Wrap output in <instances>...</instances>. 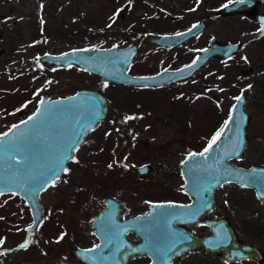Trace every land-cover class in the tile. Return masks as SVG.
Segmentation results:
<instances>
[{"label": "rangeland", "instance_id": "rangeland-1", "mask_svg": "<svg viewBox=\"0 0 264 264\" xmlns=\"http://www.w3.org/2000/svg\"><path fill=\"white\" fill-rule=\"evenodd\" d=\"M226 1L0 0V132L30 113L42 94L63 96L78 87L100 85L108 101L106 115L86 133L67 162L68 171L40 191L41 217L32 233L26 231L31 217L24 201L13 193L0 194V264H73L76 259L70 249L96 241L88 222L105 195L123 204L124 216L145 210L155 200L187 201L180 160L212 140L239 90L246 93L244 108L249 118L242 155L232 161L264 165V33L246 42L245 61L238 56L230 62L210 61L187 79L157 87L102 81L74 65L37 60L44 51L134 41L138 52L128 72L174 67L188 61L211 34L234 39L235 32L227 25L237 18L217 16V8ZM125 2L128 6L121 11ZM154 6L161 13L151 18ZM261 16L264 0H257L242 20L243 29L252 31L250 36L262 30L257 21ZM196 20H204L206 27L186 45L158 47L147 40L149 35L177 30ZM211 82L215 87L206 88ZM117 130L128 135V144L116 163ZM141 163L153 167L148 175L139 176L133 170ZM207 211L214 217L226 216L243 240L264 250V200L257 199L252 188L221 184ZM190 227L207 231L199 223ZM253 261H224L191 250L167 264H264V260ZM128 264H149V260L134 255Z\"/></svg>", "mask_w": 264, "mask_h": 264}, {"label": "water", "instance_id": "water-1", "mask_svg": "<svg viewBox=\"0 0 264 264\" xmlns=\"http://www.w3.org/2000/svg\"><path fill=\"white\" fill-rule=\"evenodd\" d=\"M254 3L255 0L243 3L231 0L220 10L250 8ZM127 6V2L122 4L121 11ZM160 12V7L155 6L150 17L155 18ZM202 26L203 21H198L180 30L149 35L147 40L161 47L179 45ZM239 47L240 42L213 37L188 62L147 74L128 72L129 64L138 52V44L134 41L122 46L87 45L57 52L44 51L37 55V60L56 66L74 65L102 81L165 85L188 78L210 59L227 58ZM2 50L0 45V52ZM236 97L241 99L237 101ZM245 97L243 90L234 97L219 129L223 132L207 153L200 155L210 141L200 150L186 152L180 160L182 191L187 195V201H151L146 211L125 217L120 202L104 196L101 199L103 206L88 222L96 241L88 246L72 247L69 253L76 259L73 264H128L131 256L140 254L148 257L149 264H167L191 250L218 256L224 261L252 259L262 262L264 250L243 240L226 216L206 215L215 203L217 188L225 182L252 188L255 197L264 200V165L242 166L232 161L241 157L246 144L249 115L244 108ZM107 109L108 101L100 85L78 87L63 96L42 94L30 113L0 132V142H3L0 143V192L16 194L27 205L31 217L26 224L28 233L33 232L41 217L40 191L63 172L86 133L103 119ZM29 117L37 118L29 120ZM24 121L27 124L22 123ZM22 132L26 135L20 136ZM117 135L120 140L114 153L115 161L119 160L128 139L123 131H118ZM14 147L22 149L28 160L18 167H9L7 154ZM70 147L72 150L68 151ZM65 155L69 159L58 165L57 159ZM133 169L138 175L145 176L153 167L142 163ZM191 222H200L210 230L206 234L195 233L187 227ZM128 231L134 233L135 239L126 237Z\"/></svg>", "mask_w": 264, "mask_h": 264}, {"label": "flooded vegetation", "instance_id": "flooded-vegetation-1", "mask_svg": "<svg viewBox=\"0 0 264 264\" xmlns=\"http://www.w3.org/2000/svg\"><path fill=\"white\" fill-rule=\"evenodd\" d=\"M230 0H228V1H226L225 3H223L222 5H220L218 8H217V16H219V17H227V18H232V17H236L237 18V20L236 21H234V23L232 24V25H227L228 27H229V29H231L232 31H234L235 32V35L236 36H234V39H229V38H224V39H222V38H220V37H216L215 35H210L209 37H208V39H207V41H206V43H204L203 45H201V46H198L197 47V50L193 53V55L190 57V59L198 52V51H200V49L202 48V47H204V46H206V45H208L209 44V41H210V39L211 38H216V39H218V40H221V41H228V42H240V47L234 52V53H232L231 55H229L227 58H225V59H219V58H213V59H210V60H208L204 65H202V66H200L198 69H196L189 77H191L195 72H197L198 70H200V69H202L203 67H205V66H207V64L210 62V61H214V60H216V61H221V62H230V61H232L233 59H235L237 56H238V58H240L241 60H243V61H245V56H244V47H245V45H246V42L248 41V40H250V39H255V38H257V37H259V35L261 34V33H264V16H261V17H259L258 19H257V21H258V28L260 27L262 30L261 31H259L260 33H257V34H255V35H251L250 36V34L252 33V31H246V30H244L243 29V22H242V20L246 17V15L252 10V9H254L255 7H256V4H257V0H255V3L253 4V6L252 7H250V8H244V9H240V10H232V11H224V12H222L221 10H220V8L224 5V4H226V3H228ZM155 7V6H154ZM161 9V8H160ZM161 13V12H160ZM212 15H214V12H212ZM151 16V15H150ZM171 18H177V16L176 15H169ZM238 19H240V21H238ZM198 21H203V26H202V28L194 35V36H192V37H189L188 39H186L184 42H182L181 44H179V45H173V46H178V47H181V46H183V45H186V43H188L189 41H191V40H193V39H195V38H197L202 32H203V30L205 29V27H206V22L204 21V20H196V21H193V22H191V23H189V24H187V25H185V26H183V27H181V28H179V29H177V30H180V29H183V28H185V27H187L188 25H190V24H192V23H195V22H198ZM238 21V22H237ZM257 28V27H256ZM257 28V29H258ZM259 28V29H260ZM173 31H176V30H173ZM232 36V37H233ZM0 45H2V44H0ZM154 45H156V44H154ZM3 46V45H2ZM157 46V45H156ZM158 47H161V46H158ZM167 47H171V46H167ZM189 59V60H190ZM188 60V61H189ZM188 61H186V62H188ZM185 63V62H184ZM183 64V63H182ZM53 65V64H52ZM180 65V64H179ZM56 66V65H55ZM165 68H167V67H165ZM160 69H162V68H160ZM159 70V69H158ZM157 71V70H156ZM155 72V71H154ZM152 73V72H151ZM141 74H147V73H141ZM188 77V78H189ZM187 79V78H186ZM178 82V81H177ZM115 83H117V82H115ZM174 83H176V82H174ZM119 84H122V83H119ZM170 84H173V83H170ZM124 85H132V84H124ZM165 85H168V84H165ZM135 86H140V87H157V86H162V85H145V86H143V85H135ZM206 88H209V89H213L214 87H215V85L211 82V83H209V84H206V86H205ZM239 91H241V90H239ZM244 91V90H243ZM238 94V93H237ZM236 94V95H237ZM117 132H118V130L116 131V135H117ZM117 137H118V143H117V146H116V148H115V150H114V152H113V160H114V162H119L120 160H121V152H122V150L124 149V147L128 144V139H127V141H126V145L121 149V151H120V155H119V160L118 161H115V159H114V153H115V151L117 150V148H118V145H119V140H120V137L117 135ZM127 137H128V135H127ZM142 164V163H141ZM146 164H148V163H146ZM134 167V166H133ZM134 170V169H133ZM136 172V171H135ZM140 176V175H139ZM105 196H111V197H113V198H115L114 196H112V195H105ZM104 197V196H103ZM115 199H117V198H115ZM118 200V199H117ZM119 201V200H118ZM155 201H159V200H155ZM176 201V200H175ZM120 202V201H119ZM120 204H121V206H123V204L120 202ZM150 204V203H149ZM101 206H103L102 205V203H101ZM149 206V205H148ZM148 206H147V208H148ZM101 208V207H100ZM124 208V207H123ZM147 208L145 209V210H143V211H140V212H136V213H142V212H144V211H146L147 210ZM123 213H124V211H123ZM136 213H134V214H136ZM134 214H132V215H134ZM207 216H211V217H214V215H209L208 214V211H207V214H206ZM124 216V215H123ZM130 216V215H129ZM125 217H127V216H125ZM193 223H199V224H202V223H200V222H191V223H189L188 225H187V227L189 228V229H191V227H190V225L191 224H193ZM205 228H206V230L207 231H204V232H197V231H195V230H193V229H191L193 232H195V233H200V234H206V233H208L209 232V227L207 226V225H204V224H202ZM126 237L127 238H129V239H135V235H134V233H132L131 231H128L127 233H126ZM140 255H144V256H146L145 254H140ZM147 257V256H146ZM175 260H178V259H175ZM244 261V260H248V261H253V260H251V259H241V261ZM128 261H129V259H128ZM254 262V261H253Z\"/></svg>", "mask_w": 264, "mask_h": 264}, {"label": "snow or ice", "instance_id": "snow-or-ice-1", "mask_svg": "<svg viewBox=\"0 0 264 264\" xmlns=\"http://www.w3.org/2000/svg\"><path fill=\"white\" fill-rule=\"evenodd\" d=\"M230 2H231V0H230ZM238 2H240V3H243V2H245V0H238ZM195 27V26H194ZM178 35H180L179 33H178ZM193 63H195V61L193 62ZM189 67H191V66H189ZM249 87H251V86H249ZM237 101H239L240 99H241V97H236L235 98ZM39 111V110H38ZM37 117H29V120H33V119H36ZM132 117H129V119H131ZM22 123H25V124H27V121H24V122H22ZM227 126V125H226ZM18 127V126H17ZM222 132H223V129L221 130V131H218L214 136H213V138H212V140L209 142V144H208V146L204 149V151L202 152V153H200V155L201 156H203L204 155V153H207L212 147H213V145L217 142V140L220 138V136H221V134H222ZM5 135H7V133H5ZM20 136H24V135H26V133H20L19 134ZM0 143H3V142H0ZM72 150V148L70 147L69 149H68V151H71ZM17 157H20V159H17ZM7 159H8V161L10 162L9 163V167H12L13 165H15V166H20L22 163H26L27 162V160H28V157L25 155V153H24V151L22 150V149H20V148H16V147H14L10 152H8V154H7ZM66 159H69V157L68 156H63L62 158H59V159H57V161H56V163L59 165V164H62L63 163V160H66ZM63 171H65V172H67L68 171V169H66V168H64L63 169ZM0 194H3L2 192H0ZM0 243H2V241H0ZM89 251H91V250H89Z\"/></svg>", "mask_w": 264, "mask_h": 264}]
</instances>
